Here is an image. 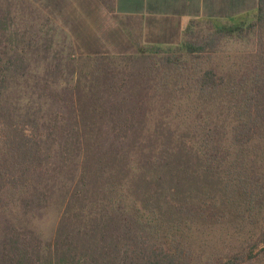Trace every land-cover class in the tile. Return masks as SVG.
<instances>
[{
	"label": "trees",
	"instance_id": "trees-1",
	"mask_svg": "<svg viewBox=\"0 0 264 264\" xmlns=\"http://www.w3.org/2000/svg\"><path fill=\"white\" fill-rule=\"evenodd\" d=\"M195 25L183 54L0 66V264H264V0L245 31ZM236 30L253 51L202 68ZM56 185L44 241L16 214L41 216Z\"/></svg>",
	"mask_w": 264,
	"mask_h": 264
},
{
	"label": "crops",
	"instance_id": "crops-1",
	"mask_svg": "<svg viewBox=\"0 0 264 264\" xmlns=\"http://www.w3.org/2000/svg\"><path fill=\"white\" fill-rule=\"evenodd\" d=\"M111 1L109 6L103 0H15L14 10L6 5L3 22L17 12L32 24L31 17L40 14L67 33L73 45L78 43L82 54L121 56L179 49L191 23L234 25L255 16L259 5V0ZM7 24L3 29L13 28ZM98 40L106 44L97 45Z\"/></svg>",
	"mask_w": 264,
	"mask_h": 264
},
{
	"label": "rangeland",
	"instance_id": "rangeland-1",
	"mask_svg": "<svg viewBox=\"0 0 264 264\" xmlns=\"http://www.w3.org/2000/svg\"><path fill=\"white\" fill-rule=\"evenodd\" d=\"M14 2L15 0H0V66L8 62L10 55L17 52L22 58L21 60L27 65L25 69H20L17 73H46V64L54 61V59L61 64L64 73H72L69 70L70 68H75L76 73H86L85 69H89L90 62L88 58H84L83 56H94L95 53L82 54L83 51L80 50L78 43L72 48L70 42L62 36V31L53 27L52 23L44 16L40 14L32 16L31 18L34 22L31 24L22 14L20 15L16 12L13 14L14 16L10 15L9 20L11 21L8 24L5 23V25L7 24L13 28L3 29V26H5L3 22L5 10L9 8L6 5L9 3L10 8L14 10ZM254 17L247 18L245 22H238L239 24H243L244 31ZM23 20H26V23H23ZM30 25L32 29H28ZM228 26L237 27L235 24ZM209 27V23L200 22L195 27V30L206 34L208 31H211ZM238 33L236 30L232 37L227 38L221 46L219 53L213 57H207L205 54V57L201 58L203 61L201 67L206 68L213 65L220 67V70H222L225 67H230L231 61L234 58L250 54L254 48L253 39L248 37L240 38ZM98 42L97 45L106 44L103 40H98ZM31 43L33 46H28ZM16 45L19 46L16 48ZM166 52L183 54L184 49L163 50V53ZM3 72L0 70V73ZM7 72L12 73L14 71L8 69ZM52 193L50 202L43 210L41 216H24L20 211L16 214L19 222L34 228L44 241H50L54 238L64 206V198L57 185L54 187ZM206 248H208V245Z\"/></svg>",
	"mask_w": 264,
	"mask_h": 264
}]
</instances>
